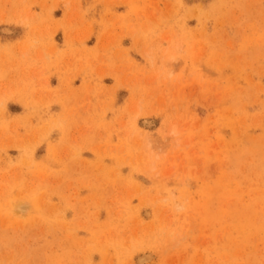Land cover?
Listing matches in <instances>:
<instances>
[{
  "label": "rangeland",
  "instance_id": "374dc122",
  "mask_svg": "<svg viewBox=\"0 0 264 264\" xmlns=\"http://www.w3.org/2000/svg\"><path fill=\"white\" fill-rule=\"evenodd\" d=\"M0 264H264V0H0Z\"/></svg>",
  "mask_w": 264,
  "mask_h": 264
}]
</instances>
